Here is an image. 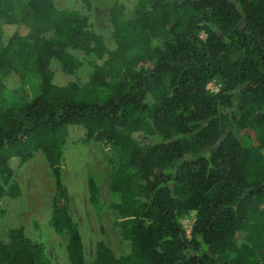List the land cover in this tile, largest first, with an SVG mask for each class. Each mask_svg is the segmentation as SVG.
I'll return each instance as SVG.
<instances>
[{
    "label": "trees",
    "instance_id": "trees-1",
    "mask_svg": "<svg viewBox=\"0 0 264 264\" xmlns=\"http://www.w3.org/2000/svg\"><path fill=\"white\" fill-rule=\"evenodd\" d=\"M129 12L112 5L107 43L53 0H0V264H52L19 215L18 171L35 152L51 225L69 264H86L61 165L80 140L117 151L108 190L123 253L98 242L93 264H264V0H135ZM70 50L94 57L84 83Z\"/></svg>",
    "mask_w": 264,
    "mask_h": 264
},
{
    "label": "rangeland",
    "instance_id": "rangeland-1",
    "mask_svg": "<svg viewBox=\"0 0 264 264\" xmlns=\"http://www.w3.org/2000/svg\"><path fill=\"white\" fill-rule=\"evenodd\" d=\"M59 9L77 11L88 18L89 30L109 43L112 33L109 14L115 2L126 8V17L135 0H53ZM81 60V67L76 74V81L84 83L91 70L94 57L91 53L84 55L77 50H70ZM55 73H61L58 62L52 59L48 65ZM18 82L11 78L6 81L11 88ZM211 92L218 91V85L208 86ZM117 151L93 141L80 140L66 143L62 149V182L66 193L70 216L77 226L81 240L83 257L86 264H93L95 245L103 242L115 258L123 253V243L118 228V216L111 208L108 190L109 170L116 161ZM92 180L96 188L98 203L90 202L88 181ZM17 181L22 196L20 221L25 237L40 245L52 264H69L66 256V236L56 232L50 222L53 183L48 166L39 152L19 169ZM99 208V209H97ZM195 214L192 213L182 221L189 236ZM0 240L6 242L5 228L0 222Z\"/></svg>",
    "mask_w": 264,
    "mask_h": 264
}]
</instances>
